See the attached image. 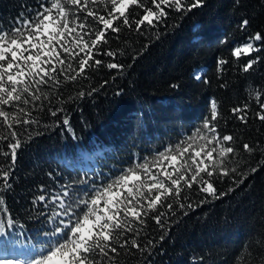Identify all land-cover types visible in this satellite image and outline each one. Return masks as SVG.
Here are the masks:
<instances>
[{"label": "trees", "instance_id": "trees-1", "mask_svg": "<svg viewBox=\"0 0 264 264\" xmlns=\"http://www.w3.org/2000/svg\"><path fill=\"white\" fill-rule=\"evenodd\" d=\"M42 3L45 0H0V28L12 26L21 13L34 14ZM243 19L249 21L246 28L241 27ZM257 32L264 34V0H205L183 16L170 12L156 29H123L119 39L110 34L105 48L115 50V57L99 55L104 65L89 70L87 78L55 91L42 89L49 98H42L38 103L43 108L32 113L39 123L18 127L22 147L11 188L0 191L5 201L0 220L7 221L6 207L15 221L12 227L5 223L3 236L13 253L29 259L54 242L46 233L53 230L48 216L55 206L34 203L45 194L41 185L52 194L61 192V185L77 192L84 190L81 181L89 187L107 183L121 169L151 160L202 128L214 99L219 131L235 138L237 155L229 167L239 164L247 178L238 185L228 178L217 181L226 195L208 197L206 203H198L205 194H197L195 187L185 191L188 199L183 202L193 207H177L174 216L165 218L163 229L149 219L138 243L152 240L153 246L146 251L120 249L115 264H264V168L250 171L264 160V122L256 117L259 107L250 95L264 93V50L239 59L232 55ZM256 46L264 48L259 42ZM257 55L260 62L243 72L247 60ZM221 59L227 61L223 66ZM109 62L124 67L108 69ZM244 104L249 105L246 124L231 113ZM57 108L64 111L52 116L49 109ZM65 117L68 125L63 124ZM244 143L257 151L248 154ZM85 153L94 155L89 165L83 163ZM0 162L6 163L2 156Z\"/></svg>", "mask_w": 264, "mask_h": 264}, {"label": "snow or ice", "instance_id": "snow-or-ice-1", "mask_svg": "<svg viewBox=\"0 0 264 264\" xmlns=\"http://www.w3.org/2000/svg\"><path fill=\"white\" fill-rule=\"evenodd\" d=\"M204 3L205 0H45L34 14L21 13L12 26L0 28V128L4 129L0 132V145H3L0 156L6 161L0 162L3 185L0 191L11 188L18 149L22 147L18 127L39 123L32 113L43 108L38 103L42 98H49V93L42 89L55 91L62 84L87 78L89 70L104 65L102 59L96 58L99 55L115 57V50L105 48L110 34L119 39L123 29L130 32L133 29L142 32L145 27L156 29L170 12L183 16ZM134 9L141 10L142 14ZM248 24L247 19L241 21L242 28ZM256 42L264 46V34L255 33L235 47L232 55L239 59L264 50L257 47ZM260 60L259 55L249 58L242 71L249 72ZM226 63L221 59L219 66ZM106 67L122 69L124 65L109 62ZM84 95V91L78 93L79 97ZM250 95H254L259 107L256 117L264 122V103L261 102L264 93L254 91ZM248 108V104L237 106L231 113L246 124ZM49 111L56 116L64 110ZM219 119L218 104L213 99L210 117H205L202 128L151 160L145 158L143 162L121 169L120 174L107 183L89 187L87 181H81L85 186L82 191L72 192L71 186L61 185L63 190L52 194H47L41 185V192L45 194L36 196L34 203L55 206L56 210L48 216L53 230L46 233L55 238L54 242L27 260L4 253L0 264H115L120 249L146 251L153 246V241L141 245L138 238L147 228L149 219L163 229L165 218L169 214L174 216L177 207H193L192 203L183 202L188 199L185 191L190 193L195 187L197 194H205L198 203H206L208 197L219 199L226 195L216 187L217 181L228 178L238 185L247 178V173L238 170L239 164L229 167L237 155L232 144L235 138L221 134ZM63 124H69L67 117ZM28 138L31 139V135ZM242 147L250 155L257 151L248 143ZM258 168H264V160L250 167V171L255 173ZM4 203L0 195V205ZM3 212L7 221L0 220V235L5 232V223L8 227L15 223L6 207Z\"/></svg>", "mask_w": 264, "mask_h": 264}, {"label": "rangeland", "instance_id": "rangeland-1", "mask_svg": "<svg viewBox=\"0 0 264 264\" xmlns=\"http://www.w3.org/2000/svg\"><path fill=\"white\" fill-rule=\"evenodd\" d=\"M84 157L86 158V160L83 161L85 165H89L94 159V155L91 153H85ZM3 236L4 233L0 235V258H2L3 254L6 253L12 258L21 259L20 257H18L16 254L13 253V248L9 246L8 242L4 240ZM22 260H27V259H22Z\"/></svg>", "mask_w": 264, "mask_h": 264}, {"label": "bare ground", "instance_id": "bare-ground-1", "mask_svg": "<svg viewBox=\"0 0 264 264\" xmlns=\"http://www.w3.org/2000/svg\"><path fill=\"white\" fill-rule=\"evenodd\" d=\"M199 75V74H198Z\"/></svg>", "mask_w": 264, "mask_h": 264}]
</instances>
